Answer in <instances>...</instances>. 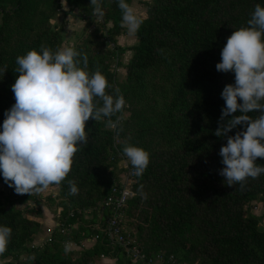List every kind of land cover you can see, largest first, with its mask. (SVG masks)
Listing matches in <instances>:
<instances>
[{
    "label": "trees",
    "instance_id": "trees-1",
    "mask_svg": "<svg viewBox=\"0 0 264 264\" xmlns=\"http://www.w3.org/2000/svg\"><path fill=\"white\" fill-rule=\"evenodd\" d=\"M64 2L88 28L94 26L74 47L81 53L78 66L83 67L86 54L88 70L98 66L106 76V92L119 88L128 116L122 117L123 110L117 113L122 131L106 127L108 118H90L85 123L88 142L75 154L67 177L38 193L51 202L56 191L61 200L57 226L42 246L33 245L41 224L28 216L42 215L38 195L29 200L30 194H17L0 171V185L15 195L3 198L0 190V226L12 229L0 264H94L101 255L116 264H147L159 253V264H264V217L251 209L253 203L264 205V174L247 178L243 187L228 186L220 175L225 166L219 155L227 137L214 135L225 107L223 88L235 84L234 72L216 69L221 51L236 29L248 26L255 6L264 7V0H151L130 46L117 42L126 31L118 0H101L103 17L93 15L91 0ZM61 7L60 0H0V131L5 112L15 104L11 86L19 75L16 58L39 51L41 45L53 51L62 47L61 30L50 24ZM127 52L130 57L123 64ZM119 67L125 70L122 81L115 70ZM260 114L250 113L254 118ZM243 130L238 125L228 135ZM127 145L150 154L144 173L132 177L133 197L124 208L123 225L144 254L137 261L122 248L108 246L95 229L104 222L96 212L84 218L85 211L108 196L120 180L118 173L125 172L118 167L128 159L123 154ZM256 163L264 166V158ZM128 167L135 170L130 161ZM69 181L78 194L70 195ZM23 203L28 213L15 207ZM95 236L77 257L64 251L66 242L79 247Z\"/></svg>",
    "mask_w": 264,
    "mask_h": 264
},
{
    "label": "clouds",
    "instance_id": "clouds-1",
    "mask_svg": "<svg viewBox=\"0 0 264 264\" xmlns=\"http://www.w3.org/2000/svg\"><path fill=\"white\" fill-rule=\"evenodd\" d=\"M90 5L93 15L104 16L101 0H91ZM118 7L122 26L135 33L142 17L126 0H118ZM247 25L227 39L221 62L216 65L217 71L235 73V84H227L221 93L225 107L214 133L227 137L219 155L225 166L220 175L228 186L240 183L243 187L247 178L264 174V166L256 163L257 158H264V7L255 6ZM79 56L81 53L72 47L53 51L41 45L39 51L33 49L16 58L19 75L11 86L15 104L5 112L0 131V171L17 194L42 192L67 177L75 154L88 142L85 123L90 118H108L106 127L122 131V117L117 113L125 106L124 96L119 88L108 94L106 76L98 66L94 72L88 70L86 54L83 67H79ZM258 110L260 115H250ZM237 112L240 114L232 115ZM238 125L245 130L228 135ZM123 154L141 176L150 154L132 145L125 146ZM69 185L70 195L78 194L75 182L69 181ZM11 234L10 227L0 226V255L6 251ZM70 250L68 242L64 251Z\"/></svg>",
    "mask_w": 264,
    "mask_h": 264
},
{
    "label": "rangeland",
    "instance_id": "rangeland-1",
    "mask_svg": "<svg viewBox=\"0 0 264 264\" xmlns=\"http://www.w3.org/2000/svg\"><path fill=\"white\" fill-rule=\"evenodd\" d=\"M150 1L151 0H133L131 3V6L134 7L137 14L140 15L142 19L146 17L147 4ZM60 4L62 6L61 10L59 11L55 19L50 24L53 30H59V29L61 30L60 33H61L62 41H63L62 47L74 48L75 45L81 41L82 37L86 35L89 30L94 29V26L92 24V26L88 28L87 22L79 16L80 13L75 9L70 10L67 4L64 2V0H60ZM96 22L97 21H95V23ZM108 27H110V25H108ZM123 27L125 28L126 31L122 36L117 38L118 44L120 46L133 45L135 43V37L133 33L129 32L127 27L125 26ZM108 48H112V46L109 45ZM129 57H130V52L125 53L123 56L122 63L126 64ZM115 70L117 73V79L119 81H122L125 77L124 68L119 67V68H115ZM127 116H128V112H126V109H123L122 117L126 118ZM128 161H129L128 159L127 160L125 159V161H123L119 165L118 170H122L128 167ZM124 174L125 172L118 173V176H120V180L123 179V177L125 176ZM0 190H2L3 192V195H2L3 198L9 197L10 199H12L13 197H15L14 194H10L1 185H0ZM46 195L47 194H43V195L40 194L39 196L37 192H33L29 196V200H32L33 196H34V199L36 196L38 197L37 204L40 206L41 211H42V215L40 218L39 217L37 218L34 215L28 213L29 209L27 207V203L15 204V207L17 209L24 210V211L27 210L26 213H28L29 218H34L41 224L39 231L34 238V242H33L34 246H42L45 242L49 241L51 233L54 231V229L57 226L58 216L61 210V206L58 205L59 202L61 201L58 197V193L56 191L52 192V199L53 198L54 199L51 202L46 200L47 198ZM34 205L35 204L33 202L30 203L31 207H34ZM251 209H252V213H254L255 215L262 216V218L264 217V205L263 204L253 203ZM84 218L89 219L90 214L88 215L85 214ZM261 224L264 226V219H262ZM87 244H88V241H82V244L79 247L77 248L71 247V250L69 252H71L73 257H77L81 249L83 250V249L90 248V247H87L88 246ZM25 258H26L25 256H22L20 260L23 261L25 260ZM94 264H113V263L105 261L104 259H101V258H96L94 261Z\"/></svg>",
    "mask_w": 264,
    "mask_h": 264
},
{
    "label": "built area",
    "instance_id": "built-area-1",
    "mask_svg": "<svg viewBox=\"0 0 264 264\" xmlns=\"http://www.w3.org/2000/svg\"><path fill=\"white\" fill-rule=\"evenodd\" d=\"M125 169V176L123 179L114 183L110 193L102 203L92 210L85 211V214L88 215L92 212H96L99 220H104L102 224L99 223L96 225L95 229L105 236L110 248L113 249L118 246L134 261L144 260V254H142L141 250L138 248L133 236L126 230L125 225H123L125 205L133 197V192L131 190L132 177L136 175L135 170L128 167ZM91 240L95 242L96 236ZM71 247L77 248L73 243H71ZM100 258L104 259L107 257L101 255ZM162 259L163 255L159 253L154 256L153 260L148 261L147 264H159ZM113 260L115 261V259ZM169 260L172 261L173 258L170 257ZM172 263L187 264L174 261Z\"/></svg>",
    "mask_w": 264,
    "mask_h": 264
},
{
    "label": "crops",
    "instance_id": "crops-1",
    "mask_svg": "<svg viewBox=\"0 0 264 264\" xmlns=\"http://www.w3.org/2000/svg\"><path fill=\"white\" fill-rule=\"evenodd\" d=\"M87 241H88V240H87ZM93 243H94V242H93L92 240H89V241H88V244H87V245H88L87 247H91V246L93 245ZM104 260H105V261H108V262H110V263H113V264L115 263V261H114L113 259L104 258ZM115 264H116V263H115Z\"/></svg>",
    "mask_w": 264,
    "mask_h": 264
}]
</instances>
